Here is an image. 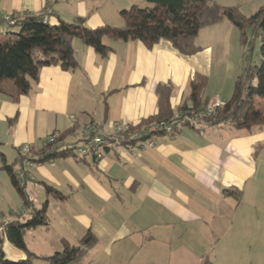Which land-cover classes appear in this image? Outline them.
I'll use <instances>...</instances> for the list:
<instances>
[{"label": "crops", "instance_id": "1", "mask_svg": "<svg viewBox=\"0 0 264 264\" xmlns=\"http://www.w3.org/2000/svg\"><path fill=\"white\" fill-rule=\"evenodd\" d=\"M132 5L134 0H0V17L48 8L51 25L82 17L89 28L121 27L119 12ZM225 23L202 28L195 39L200 50L188 57L166 41L147 49L139 41L104 39L111 50L101 58L74 40V71L44 66L18 101L0 93V198L8 206L6 214L0 210V221L30 214L21 211L16 192L17 201L8 193L13 187L1 168L5 163L17 170L18 148L38 151L51 134L75 127L64 140L73 142L89 134L83 131L88 124L106 134L116 123L135 126L157 114L160 84L172 87L169 101L176 112L195 74L208 77L207 102L224 104L233 85L225 80L227 71L216 68L223 60L216 43L223 37L202 41L200 35L220 31V25L227 29ZM11 30L0 22V38ZM214 79L221 82L212 86ZM152 141L143 151L138 143L134 150H110L94 163L66 157L34 168L23 164L31 207L47 206L48 225L23 234L27 250L37 257L32 264H47L40 257L60 252L62 241L77 245L88 231L97 242L80 264H264V128L186 127ZM43 185L63 199L46 194ZM225 189L237 190L240 199L224 196ZM2 252L8 260L25 259L6 240Z\"/></svg>", "mask_w": 264, "mask_h": 264}, {"label": "trees", "instance_id": "2", "mask_svg": "<svg viewBox=\"0 0 264 264\" xmlns=\"http://www.w3.org/2000/svg\"><path fill=\"white\" fill-rule=\"evenodd\" d=\"M147 4L143 8L132 5L128 9H122L119 12L123 21L121 27L103 25L89 28L86 26L85 18L82 17H76L70 23L58 19L57 24L51 25L50 22L43 23L46 9L37 14L9 15L10 21L3 23L8 28H16L18 31L8 32L0 38V93L9 96L14 102L18 101L21 95L29 92L32 83L38 81L40 69L44 66L58 65L64 71H74L78 67L72 47L74 40H80L84 45L91 47L101 58H105L111 50L103 43L104 39L113 42L139 41L147 49L153 48L160 41H166L180 56L188 57L200 50L195 39L202 28L226 20L239 31L242 44H247V31H251L252 38L259 40V60L256 65L247 66L236 77L230 98L214 114L203 118L204 125L215 126L226 123L236 129L250 130L253 127L263 129L264 108H256L253 99L254 97L264 99V7L245 17L236 8L219 6L214 0H147ZM207 83V76L195 74L188 83L186 101L177 111L193 109L202 112L207 104V99L204 97ZM171 92L170 85H157L155 89L157 114L132 126L129 132L172 116L174 112L169 101ZM76 129L74 127L62 134H51L50 136L55 135L53 143L42 146L38 151L29 147L26 155H23L18 148V159L14 164L19 165L17 170L3 163L1 168L6 172L10 184L22 202L21 211H30V214L28 218L22 220L24 215L19 212L14 214L16 217L13 222L1 225L0 264H32V261L37 259L27 250L23 234L28 230L48 225L47 206L44 203L39 210L31 207L23 190L28 177L23 164L32 162L37 166L66 157L88 162L79 159L72 146L80 141H87L86 138L93 134L83 135L70 143L64 141L68 136L74 135ZM128 136L125 135L124 138ZM125 139L119 144L120 146L126 145ZM43 187L46 194L59 200L63 199L54 188L47 185ZM222 193L226 197L234 198L235 201L240 199L237 190L225 189ZM5 240L24 253L25 259L17 261L5 259L2 252V244ZM96 242L95 236L88 231L77 245L72 246L62 241L60 252L40 259L47 264H80Z\"/></svg>", "mask_w": 264, "mask_h": 264}, {"label": "built area", "instance_id": "3", "mask_svg": "<svg viewBox=\"0 0 264 264\" xmlns=\"http://www.w3.org/2000/svg\"><path fill=\"white\" fill-rule=\"evenodd\" d=\"M51 14L50 9L45 10V16L43 23L49 22V16ZM10 21L9 15L1 16L0 22ZM223 106V103L218 101L207 102L202 112H196L193 109L176 111L166 120L156 122L145 126L144 128L136 129L134 132H129L133 125L127 123H116L113 126V130L110 134L104 133L100 127L93 124H88L84 127V132H89L86 136L93 134L91 137H87V141H80L76 143L72 148L75 150L79 159L86 161H100L105 152L115 150L117 148H126L128 150H134L135 144L138 143V150L143 151L145 147H152L154 145L153 138L159 135H174L175 132L182 128L202 129L205 125L203 118L210 116L215 111ZM91 132V133H90ZM125 135H129L126 139ZM127 141L126 145L120 146L119 144ZM55 141V135L48 136L43 142V147ZM71 147V146H70ZM108 149V151H105ZM29 151V147L23 146L20 148V152L26 155ZM29 168H34L35 165L32 162L28 163ZM23 211V210H22ZM0 221V232L2 230L1 225H4Z\"/></svg>", "mask_w": 264, "mask_h": 264}, {"label": "rangeland", "instance_id": "4", "mask_svg": "<svg viewBox=\"0 0 264 264\" xmlns=\"http://www.w3.org/2000/svg\"><path fill=\"white\" fill-rule=\"evenodd\" d=\"M214 2L223 7H234L236 8L240 14H242L245 17H249L250 15L254 14L257 12L259 9L264 7V0H214ZM134 4L138 7H146L147 1L143 0H134ZM129 8V6L127 7ZM226 22L225 24H228L229 26L227 29L223 27V25H220V31H215L212 32L211 34L209 33H202L200 35V39L202 41H207L211 38V36H221L222 42H217V48H221V54H222V62L216 65V68H219V71L228 74V77L225 79L228 83H231L232 85L234 84V81L236 77L244 71V69L249 66V65H256L258 63V47H259V40L252 38V33L251 31H247L246 37H247V44H242L241 38H240V33L239 31L228 21L222 20ZM14 30H11V33H17L16 28H11ZM4 37V36H3ZM2 37V38H3ZM11 38H14L11 36ZM215 45V44H214ZM225 78V75L223 76ZM216 81L220 83L221 81H218V79H214L212 81V86L217 85ZM233 88V87H232ZM225 99V98H224ZM228 99V98H227ZM226 99V100H227ZM254 106L256 108H264V99L259 98V97H254L253 99ZM81 137V133L79 134ZM18 164H16V169ZM19 166V165H18ZM8 193H11V197L14 198V200H18V197L13 190V188L8 187ZM7 204L4 202V200H1L0 198V210H3L4 213H7ZM11 207V206H10ZM14 211H16V208L12 206ZM15 216V215H14ZM16 217V216H15ZM28 217L23 216V219H26ZM40 264H45V263H40Z\"/></svg>", "mask_w": 264, "mask_h": 264}]
</instances>
